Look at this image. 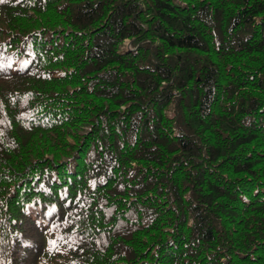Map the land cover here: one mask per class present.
<instances>
[{"label": "trees", "instance_id": "trees-1", "mask_svg": "<svg viewBox=\"0 0 264 264\" xmlns=\"http://www.w3.org/2000/svg\"><path fill=\"white\" fill-rule=\"evenodd\" d=\"M0 264H264V0H0Z\"/></svg>", "mask_w": 264, "mask_h": 264}]
</instances>
